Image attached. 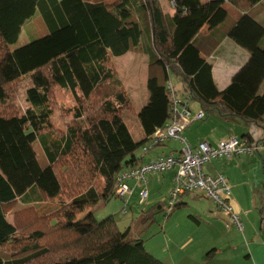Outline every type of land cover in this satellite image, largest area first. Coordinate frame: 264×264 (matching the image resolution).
<instances>
[{
    "label": "trees",
    "instance_id": "1",
    "mask_svg": "<svg viewBox=\"0 0 264 264\" xmlns=\"http://www.w3.org/2000/svg\"><path fill=\"white\" fill-rule=\"evenodd\" d=\"M168 1L172 15L163 13L159 0H0V106L10 86L30 77L24 112L0 110V264L36 263L46 254L54 256L47 264H165L141 239L130 238L129 228L120 231L113 216L98 221L84 210L117 197L119 171L143 161L145 153L135 151L170 117V72L182 82V92L175 93L189 95L204 114L216 110L244 121L264 120V25L251 11L255 5L264 11V0ZM37 11L45 31L11 48ZM222 23L248 59L219 90L212 63L194 38L202 28ZM138 47L147 56V102L136 114L143 135L134 140L122 117L130 99L109 61ZM55 87L73 97L78 122L63 136L48 138ZM35 141L48 158L46 166ZM31 188L47 198L65 189L70 198L60 219L51 216L47 228L20 233L5 209ZM184 204L181 198L170 210L161 202L152 209H165L168 217Z\"/></svg>",
    "mask_w": 264,
    "mask_h": 264
},
{
    "label": "rangeland",
    "instance_id": "2",
    "mask_svg": "<svg viewBox=\"0 0 264 264\" xmlns=\"http://www.w3.org/2000/svg\"><path fill=\"white\" fill-rule=\"evenodd\" d=\"M251 11L258 14L261 12L260 5L253 6ZM233 14H235V12H233ZM42 27L45 28L37 11L22 25L17 40L10 44V47H19L39 37L42 35ZM131 51L129 59L132 57L136 58L132 63L129 62L126 64V56L122 55L113 56L112 62L109 61V65H111L115 76L120 80L122 87H127L133 96L134 93H136L134 100H130L129 105L122 110V117L130 126L133 137L138 139L141 137L142 133L135 113L140 110L144 103L142 98H145V95H147L145 86L141 85L142 67L146 61L144 59L142 60L140 47H138L137 51ZM169 81L178 94H180L183 89L180 77L170 72ZM29 85L30 77L25 75L15 86H10L8 99L5 104L0 106V110H10L18 114L23 113L28 106L25 99V90ZM74 104V99L67 90L59 87L53 89L51 130L56 138L64 135L67 126H73L76 124V121L78 122V120L74 119L73 115L75 110ZM192 104L195 108L196 105L194 103ZM87 114L88 110L85 109L82 118H86ZM231 118L232 117H220L215 112H208L205 119L197 120V122L191 124L189 128L187 127V129L182 132V135L188 139V133L190 131H196V129L199 128L198 126L202 125H214L218 131L236 133L238 135L243 133L242 129L247 128L246 131H248L249 126H251L252 132H250V134L252 136L257 138L262 134L261 127L253 123L249 124L243 121H241L242 123L231 121ZM135 128H138V131L135 130ZM181 146L182 143L180 141L169 138L163 142V148L160 147L159 150H155V152L157 151L156 154L161 151L162 153H166L170 148L178 151ZM35 147L38 156L42 158L43 153L41 148H39L37 143ZM141 152L140 148L135 151L137 155H141ZM155 152L146 154L145 158L153 155ZM204 166L206 167L207 164L205 163ZM171 174H173L172 170L147 175L148 183L146 188L148 197L145 202L140 203L138 195L134 193L129 198L125 212L122 211L124 202L120 197H111L106 201L99 200L90 208L93 218L99 221L105 217L113 216L120 231L129 228V237L141 239L145 249L165 264H221L218 260L205 261V263H203L199 255L201 243L199 240L198 242L195 240L194 242L196 243L193 244L192 247L188 244L191 238L195 237L199 239V236L204 232L205 227H203V225L199 226L193 217L205 216V211H207L208 207L213 209L214 202L211 199L206 197L197 201L192 198L193 194H185L183 198L185 204L175 209L171 215L166 217L167 211L165 209L172 188L170 179ZM67 192L63 189L61 194L54 198H47L42 193L37 192L40 197L39 200H37L38 202H33V204H21L20 201L15 200L6 206V217L15 225L20 233H27V230L31 228L44 227V222H47L51 216L57 219L61 218V210L70 198ZM157 202L164 204V211H160V209L157 208L152 209ZM83 213L76 215V218L81 217ZM37 217H40V219ZM36 219L39 220L37 221ZM42 219H44V221H42ZM45 228L47 227H44V229ZM228 228H231V226L227 227V230ZM232 228H234V231L237 229L235 225H233ZM57 254V256L60 255L59 253ZM51 259H54V256L46 254L43 259H40L36 263L30 262L29 264H47Z\"/></svg>",
    "mask_w": 264,
    "mask_h": 264
},
{
    "label": "crops",
    "instance_id": "3",
    "mask_svg": "<svg viewBox=\"0 0 264 264\" xmlns=\"http://www.w3.org/2000/svg\"><path fill=\"white\" fill-rule=\"evenodd\" d=\"M159 2L163 13L168 15H172L174 13V8L170 1L159 0ZM255 19L264 25V11L256 14ZM224 25L225 24L222 23L212 29L204 27L194 38V41L199 45L202 54L205 55L206 58L212 63V77L219 90L223 89L230 82L232 76L248 59L247 50L238 46L230 37L225 34L224 30L226 26ZM44 31L45 28L42 27L41 32ZM130 52L132 51H128L123 54L126 56V64L129 62L132 63L134 60H136V58H133L132 56V58L129 59L131 54ZM140 54L142 55V60L144 59L146 61L141 72V85H144L146 89L147 56L142 51H140ZM111 60L112 57L110 61ZM109 67L113 71L111 65H109ZM124 89L126 90L129 99L133 101L134 96L136 97V93H134L133 96L127 87H124ZM142 99L144 100V105L147 102V95H145V98ZM192 103L196 105L195 108L193 107ZM199 109V106L192 101L191 114H194V112ZM208 112H215L220 117H232L231 121L238 123H242L241 121L249 124L253 123L261 127L262 134H260L257 138L252 136L250 134V132H252L251 126H249L248 131H246L247 128L242 129L243 133L238 135L236 133H224L222 131H218L214 125H202L198 126L199 128H197L196 131H190L188 133V139L183 135L186 138V142L191 147H194L201 140H205L211 145H215L220 139L224 137H242L244 134H249L253 141L264 139V120L260 121L259 123H255L252 121H244L239 117L230 115H219L216 110ZM208 112L204 114V117L201 120L205 119ZM135 114H137V112ZM195 122H197V120L191 121L183 129V131L186 130L187 127L189 128V126ZM126 125L132 135L130 126L127 123ZM135 130L138 131V128H135ZM142 135L143 134H141V137ZM47 137H55L51 129H48ZM141 137L138 139L133 137V139L139 140ZM36 143L42 150V158L38 156L35 147ZM33 146L40 164L42 166H46L49 161L41 144L38 141H35ZM159 148L160 147L155 150H159ZM161 148H163V146H161ZM155 150L152 152H155ZM170 151L177 150L170 148L166 153ZM156 152L147 158H145L146 154H144L142 162L147 161L152 156L162 153V151L157 154ZM206 164L207 166H203V170L207 174L214 175L216 173H221L225 176L230 187L229 202L232 211L238 215V220L242 223V230L235 228L236 231H234L230 216L226 212L220 210L216 204L213 203L214 208L212 209L208 207L207 211H205L206 215L204 213L205 216L193 217L199 226L203 225L205 228L204 232L199 236V239H196L195 237L191 238L188 244L192 247V245L196 243L194 242L195 240H197V242L198 240L201 242L199 255L203 263H205V261L218 260L221 264H264V147H261L253 154H235L229 159L215 158ZM130 183L133 184L132 181ZM135 191L136 192L134 193L137 194L136 188ZM37 192L39 193L36 188H31L23 195L17 196L14 201L18 200L21 202V204H33V202H38L37 200H39L40 196L37 194ZM183 198L184 196L182 197V200ZM192 198L200 201L206 197L201 192H198L194 193ZM90 208L91 207L87 208L84 210V212L90 211ZM229 226H231V228H228L227 230V227Z\"/></svg>",
    "mask_w": 264,
    "mask_h": 264
},
{
    "label": "built area",
    "instance_id": "4",
    "mask_svg": "<svg viewBox=\"0 0 264 264\" xmlns=\"http://www.w3.org/2000/svg\"><path fill=\"white\" fill-rule=\"evenodd\" d=\"M171 100L170 117L162 127L156 128L148 141L141 147L145 154L163 146L166 139H175L182 143L178 151L158 154L147 161L123 168L115 178L114 190L123 202L125 212L129 198L137 189L139 202H145L148 197L147 183L149 174L172 170V188L166 210H170L185 194L201 192L211 199L216 206L230 216L231 223L242 230L238 215L232 211L229 202L230 187L221 173L207 174L203 170L205 163L215 158L229 159L235 154H253L264 147V139L253 141L247 137L228 136L220 139L215 145L205 140L191 147L182 135L183 129L193 120H201L204 112L199 109L191 114L192 99L189 95H177L170 81L167 84ZM133 182L131 184L130 182Z\"/></svg>",
    "mask_w": 264,
    "mask_h": 264
}]
</instances>
